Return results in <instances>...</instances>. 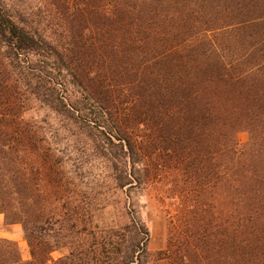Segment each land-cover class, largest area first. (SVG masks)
I'll return each mask as SVG.
<instances>
[{"label": "trees", "instance_id": "16d2710c", "mask_svg": "<svg viewBox=\"0 0 264 264\" xmlns=\"http://www.w3.org/2000/svg\"><path fill=\"white\" fill-rule=\"evenodd\" d=\"M0 213V264H264V0H0Z\"/></svg>", "mask_w": 264, "mask_h": 264}, {"label": "rangeland", "instance_id": "374dc122", "mask_svg": "<svg viewBox=\"0 0 264 264\" xmlns=\"http://www.w3.org/2000/svg\"><path fill=\"white\" fill-rule=\"evenodd\" d=\"M237 140L240 144H244L248 140V134L244 131L239 132L237 134ZM151 192L152 191H138L136 195V205L139 209L141 219L145 222L150 232L148 249L154 251L165 245L169 230L173 229L174 234L183 236L187 228L183 224V212L171 210L175 208H173V205L169 206V200H162L157 196L149 198L148 194ZM165 210L172 212L171 223H169L164 215ZM209 231L211 234L212 228H210ZM0 238L15 241L18 245L21 257L23 259L29 258V250L23 237L21 225L18 223H7L2 213H0ZM211 240H213V238H211ZM63 252L64 250L54 251L51 255L56 258Z\"/></svg>", "mask_w": 264, "mask_h": 264}]
</instances>
